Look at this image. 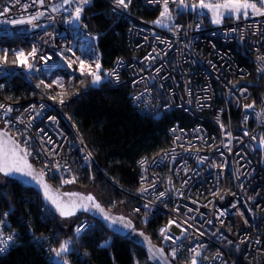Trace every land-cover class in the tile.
Returning <instances> with one entry per match:
<instances>
[{"label":"built area","instance_id":"built-area-1","mask_svg":"<svg viewBox=\"0 0 264 264\" xmlns=\"http://www.w3.org/2000/svg\"><path fill=\"white\" fill-rule=\"evenodd\" d=\"M101 1L125 25L128 54L100 72L98 84H93L90 75L82 89H97L103 81L125 85L127 97L140 114L153 118L174 111L183 114L170 122L167 146L138 161L131 211L144 220L162 218L156 237L175 264H190L191 249L200 253L198 264H264V145L260 144L264 137V60L260 59L264 57V16H223L217 24L210 9L200 6L201 0H185L188 7L169 0L172 19L158 25L154 21L160 18L163 0H132L126 9L117 7L114 0ZM192 4L198 7L193 9ZM86 6L80 20L73 21L75 0L69 4L64 0H44L43 4L0 0V12H4L0 40L18 38L26 45L2 43L0 57L22 52L33 65L29 69L19 61L12 63L17 58L0 60V104L5 106L0 108V127L27 147L29 160L43 170L47 180L64 188L71 183L63 180H76L99 169L66 110L78 92L59 97L38 93L17 100L2 91L12 76L27 77L28 72L43 70L59 61V52L72 54L77 49L74 29L95 37L84 21ZM41 12L38 19L27 22ZM12 20L25 22L13 24ZM33 48L35 57L29 55ZM113 70L115 75L106 76ZM253 102V108H244ZM57 163L59 170L54 166ZM161 192L166 194L161 197ZM11 213V208L0 209V220L6 221L0 231L5 237H15V243L1 255L9 252L21 234L10 220ZM170 220L180 227L171 225L168 235L173 240H165L160 230ZM93 225L94 219L86 216L75 223L72 233L80 236ZM45 249L57 259L52 251L56 248L47 243ZM173 249H177L175 258Z\"/></svg>","mask_w":264,"mask_h":264},{"label":"trees","instance_id":"trees-1","mask_svg":"<svg viewBox=\"0 0 264 264\" xmlns=\"http://www.w3.org/2000/svg\"><path fill=\"white\" fill-rule=\"evenodd\" d=\"M84 21L96 37L101 73L109 68L116 58L127 57L128 51L124 43L125 25L116 21L114 14L101 0H93L85 7ZM2 43L17 46L18 43L24 44V41L13 38L0 40V44ZM76 52L77 49L72 55ZM11 58H16L15 54L7 53V60ZM57 68L58 71L64 72L66 77L69 76V70ZM41 71L32 73L34 78ZM79 75L80 73H74L73 76L79 78ZM89 77L90 74L85 75L82 80L84 82L79 84L73 81L70 86H65L64 91L49 83L50 87L48 85L46 91L58 96H69L73 91L78 92L77 96L70 98L66 110L95 157L99 169L86 172L75 182L79 185L91 182L98 186L103 200L101 204L107 209L109 208L105 200L109 198V194L113 197H123L122 201L131 209V192L137 189L138 161L141 157L150 156L167 146V128L174 118L183 114L174 111L160 118L142 115L127 97V86H111L103 81L97 89L84 90L80 86L88 81ZM41 83L38 82V85H42ZM34 84L25 77L12 76L2 92L13 99L24 100L38 94L36 90L39 89ZM48 181L55 185V182ZM1 208L12 209L10 220L21 230V234L9 252L0 254V264H59L57 259L50 257L45 244H50L51 249L56 248L60 244L61 236L65 234L67 226L64 225H68L66 234L68 232L67 236H71L75 223L81 217L89 216L80 212L72 216L68 223L67 218L58 216L47 207L32 188L10 178L0 184ZM127 217L135 227L159 245L156 229L162 223L160 216L147 220L138 214H134L133 218ZM93 219V226L77 240H71V250L67 253L71 264H137V261L141 264H154L138 245L120 234L111 232L99 220L94 217ZM36 235L41 238L38 239ZM47 235H53L49 241L45 240ZM106 241L108 245L102 247Z\"/></svg>","mask_w":264,"mask_h":264},{"label":"snow or ice","instance_id":"snow-or-ice-1","mask_svg":"<svg viewBox=\"0 0 264 264\" xmlns=\"http://www.w3.org/2000/svg\"><path fill=\"white\" fill-rule=\"evenodd\" d=\"M73 0H64L65 4L72 3ZM77 3V7L74 10V14L72 15L71 19L73 21H79L81 17V13L83 11V7L85 5H89L91 3V0H75ZM117 7L127 8L128 5L132 2V0H114ZM151 2H155V0H151ZM169 0H163V11L160 12V18H158L154 23L158 25H164L165 20H171L172 16L168 7ZM40 4L44 3V0H39ZM178 3L181 7H188L185 3V0H178ZM259 3V7L257 4ZM201 7L204 9H210L213 12V23H221V20L225 14L231 15L233 13L237 14V17L239 18V15H243L244 17H247L250 13L252 15H262L264 16V0H256V2H253V0H223L222 3H203V0H201ZM27 7V6H25ZM191 7L193 9H196L198 6L196 4H192ZM250 10V11H249ZM7 9H5V12ZM52 11H57L56 8H53ZM0 15H4V12H0ZM43 13H37L36 16L31 17L30 20L27 22L31 23L32 20H36L39 18V16H42ZM10 23H24V20H12L9 21ZM36 49L33 48L31 53H29L30 56L35 57L36 55ZM15 60L12 61V63H17L19 61L20 64L25 65L29 69L33 67L32 64L28 63L27 59L24 57V54L22 52L16 53ZM41 59H44V57H41ZM261 60H264V57L260 58ZM0 60H3L4 62H7V54H5L4 57H0ZM81 69L83 70L84 62L81 61ZM101 70V65L99 63H96L95 65V71H90L89 74L93 77V84H98L102 77L99 75ZM159 71V69H157ZM115 75V71L106 73V76H112ZM50 87V85H49ZM61 103H63V100H61ZM255 102L252 104H245V109H251L254 107ZM5 106L0 104V108H4ZM7 111H11L10 108L7 109ZM55 119L54 117L52 118ZM7 123V122H6ZM223 127V126H222ZM228 135H231L230 133ZM255 139V137H253ZM27 142H25L26 144ZM48 143H52V141L49 139ZM260 144L264 145V137L260 138ZM31 153L28 151L27 147H21L20 143L13 139L12 137L8 136L6 132H0V173H3L4 175H11L14 173H22L25 176L32 177L33 179L37 180L40 185L44 189L45 198L46 200L51 201L52 204L56 205L57 210L60 212L62 216H71L75 214V211L77 209H83L84 211H90L91 209H96L99 212L104 214L105 220H112V223L115 224L117 222L122 223L124 227L126 228H132L133 231H135L133 225L130 221H127L125 223L124 217H118L113 218L110 217L107 212L101 207V205L96 202L95 197L91 194H88L87 196H83L80 193H64V196H76L80 198V201H89L91 202L89 204H85L82 202H72L71 205L63 202L59 198L53 196L51 194V190L48 186V184L43 180L44 172L43 170L40 171V173L37 175L33 169V166L28 163L27 157L30 156ZM91 155V154H89ZM141 164L145 163V161H140ZM58 170L60 165L57 163L54 165ZM75 182V177H73L71 180H63V183H73ZM155 185H153L154 187ZM140 191H147V189L141 188ZM166 193L161 192L160 196L163 197ZM136 211H139L137 209ZM8 213H4V216L6 217ZM243 215V213H241ZM6 221L0 220V225L5 224ZM187 223V221H185ZM209 223H211L209 221ZM176 224L174 220H170L168 222V227L162 228L160 230L161 236L165 240H173V237L171 235H168V232L170 231V226ZM176 227H180L179 224H176ZM83 226L78 227L76 229V233L79 234L82 231ZM186 232L187 229H184ZM141 236L144 235V233H140ZM202 235V233H201ZM177 240L179 237L176 238ZM145 240H148V259L157 261L158 264H170L168 261L167 256L164 253L163 248H157L155 245H153L148 237H145ZM15 243V237L13 234H9L6 237L4 236V233L0 231V253L5 252L11 245ZM70 240H65L60 243L59 247L56 249H53L52 251L55 252V256L57 258H60L62 255L68 253L70 249ZM108 242L106 241L104 245H101L102 247L107 246ZM193 255L190 261V264H198L197 257L200 255L199 251L197 249H191L190 250ZM171 256L175 258L177 256V249H173L171 252ZM59 264H69L67 260H64L62 262H59ZM137 264L139 262L137 261Z\"/></svg>","mask_w":264,"mask_h":264},{"label":"rangeland","instance_id":"rangeland-1","mask_svg":"<svg viewBox=\"0 0 264 264\" xmlns=\"http://www.w3.org/2000/svg\"><path fill=\"white\" fill-rule=\"evenodd\" d=\"M256 2V1H253ZM215 4V3H214ZM258 6V4H257ZM211 18L213 19V12L210 10ZM235 13L228 15L225 14L224 16H233ZM73 38L77 47V52L76 56H81L82 61L84 62V67L83 70L81 69V64L80 61L75 57V55H72L70 52H59V61L47 64L44 69L41 71V73H37L35 75V78L31 72L26 73L25 78L28 80H32L37 86L39 90H36L37 93L41 94H49L54 97L58 94H52L48 91H46V88H48L49 83L55 84L57 88L60 90H65V86L68 87L70 84L74 81L75 84L82 83L85 78L84 76L89 74L90 71H95V65L96 63H100V56H99V51L96 46V39L94 36L88 37L84 35L82 32L78 30H73ZM58 64V65H57ZM57 65V66H56ZM63 68L64 70H69V76L66 77V74L64 72L58 71V68ZM57 72H54V71ZM74 73H80L79 78L77 76H73ZM41 74V75H40ZM35 79V80H34ZM37 81V82H36ZM38 82H42V85H38ZM87 83V80L85 81L84 84ZM83 85V84H82ZM82 85L80 87H82ZM63 94H59V96H62ZM58 96V97H59ZM7 178L5 176H2L0 174V184H4L6 182ZM59 189H64V190H76V191H81L84 192L85 194L90 193L93 194L94 197L100 201L103 202L101 192L98 186L94 185L93 183H88L86 185H79L76 182H73L66 188L61 187V186H56ZM109 198L105 200V203H107L108 208L111 212L113 213H119L124 216H129L133 218L134 212L131 211L130 206H128L125 201H122L123 197H113L111 194H109ZM86 216L81 217L79 220H83ZM71 217L67 218L68 223L71 221ZM66 223V224H68ZM67 226V227H65ZM65 227V234L61 236L60 243L65 241V240H77L79 236L75 237L72 233L71 236H67L66 230H68V225H64ZM73 228V227H72ZM137 228V227H136ZM87 228L86 230H88ZM85 230V231H86ZM84 231V232H85ZM83 232V233H84ZM60 244L57 245L56 248L59 247ZM71 247V243L70 246ZM66 254L62 255L60 258H57V262H62L66 260ZM141 264V263H139Z\"/></svg>","mask_w":264,"mask_h":264},{"label":"water","instance_id":"water-1","mask_svg":"<svg viewBox=\"0 0 264 264\" xmlns=\"http://www.w3.org/2000/svg\"><path fill=\"white\" fill-rule=\"evenodd\" d=\"M0 132H6L8 134V136H10L13 139H15V137L13 135H11L4 128H1L0 127ZM21 147H23V146L21 145ZM27 160H28V163H30L33 166V169H34L35 173L38 175L40 173V171L33 165V163L29 160L28 157H27ZM0 174L2 176H5L6 178H10V179L16 180V181L20 182L24 186H27V187L32 188L35 192H37L40 195L43 203L47 207H49L54 213H56L58 216H60L62 218H69V217H72V216L76 215L77 213L85 212V213H87L89 215V217H92V218L94 217L95 219L99 220L111 232L120 234V235L124 236L125 238L129 239L134 244L138 245L140 248H142L144 250V252L148 256V240H145V237H148L149 238V236H147L140 229L136 228L134 226L133 222L127 216H124V215L119 214V213H113V212H111L109 209L105 208V206L102 205L101 202L98 201L96 198H95L96 202H98L101 205V207L105 210V212H107V214L110 217H113V218L124 217L125 218V223L127 221H130L131 224L133 225L135 231H133L132 228H126V227H124V225L122 223L117 222V223L113 224L112 223V220H105L104 219V214L101 213V212H99L96 209H91L90 211H84L83 209H77L75 211V214L74 215H71V216H62L60 214V212L57 210L56 205L52 204L51 201L46 200L45 193H44V189H43V187L40 185V183L37 180L33 179L32 177L25 176L22 173H14V174H11V175H4L3 173H0ZM43 180L48 184V186H49V188L51 190V194L53 196L59 198L63 202H65V203H67L69 205H71L72 202H82V203H85V204H89L90 205L91 202L86 201V200L85 201H80V198L79 197H76V196H64L63 195L64 193H80L83 196H87L90 193L85 194L84 192L76 191V190L59 189L55 185H53L51 182H49L45 178V176H43ZM91 195L94 196L93 194H91ZM141 232L144 233L143 236L140 235ZM150 241L157 248H163L162 246H160V245L156 244L155 242H153L151 239H150ZM163 250H164V248H163ZM164 253L167 256L165 250H164ZM167 258H168V261L170 262V264H173V262L171 261V259L168 256H167ZM150 261H152L154 264H158L157 261H153V260H150Z\"/></svg>","mask_w":264,"mask_h":264},{"label":"flooded vegetation","instance_id":"flooded-vegetation-1","mask_svg":"<svg viewBox=\"0 0 264 264\" xmlns=\"http://www.w3.org/2000/svg\"><path fill=\"white\" fill-rule=\"evenodd\" d=\"M78 214V213H77Z\"/></svg>","mask_w":264,"mask_h":264}]
</instances>
